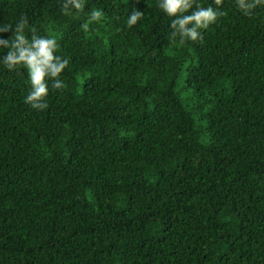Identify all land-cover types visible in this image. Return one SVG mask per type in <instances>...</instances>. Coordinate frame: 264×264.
I'll use <instances>...</instances> for the list:
<instances>
[{
	"label": "trees",
	"instance_id": "trees-1",
	"mask_svg": "<svg viewBox=\"0 0 264 264\" xmlns=\"http://www.w3.org/2000/svg\"><path fill=\"white\" fill-rule=\"evenodd\" d=\"M220 8L180 44L156 0H0L69 61L43 111L0 67V264H264V6Z\"/></svg>",
	"mask_w": 264,
	"mask_h": 264
},
{
	"label": "clouds",
	"instance_id": "clouds-1",
	"mask_svg": "<svg viewBox=\"0 0 264 264\" xmlns=\"http://www.w3.org/2000/svg\"><path fill=\"white\" fill-rule=\"evenodd\" d=\"M85 2L60 0L61 13L66 16L79 14L84 10ZM221 3L222 0H212L203 6L200 0H156V6L170 18V36L178 38L180 44L201 40V30L225 14L220 8ZM234 3L245 16H251L257 6H264V0H234ZM142 14L133 8L126 16V26L135 25ZM103 16V10L92 8L87 20L99 22ZM9 31L11 35L8 38L0 36V51L6 49L5 54L0 56V67L8 71L24 69L29 88L23 102L32 109L43 111L48 107L46 97L50 89L62 90L66 86L62 73L69 61L58 54L56 37L39 34L25 16L11 24H0V33Z\"/></svg>",
	"mask_w": 264,
	"mask_h": 264
}]
</instances>
